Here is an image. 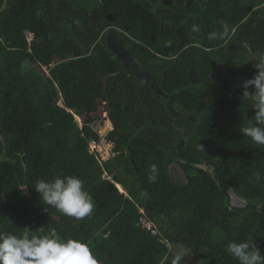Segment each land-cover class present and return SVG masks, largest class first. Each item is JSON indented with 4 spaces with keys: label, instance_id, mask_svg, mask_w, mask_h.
Returning a JSON list of instances; mask_svg holds the SVG:
<instances>
[{
    "label": "trees",
    "instance_id": "obj_1",
    "mask_svg": "<svg viewBox=\"0 0 264 264\" xmlns=\"http://www.w3.org/2000/svg\"><path fill=\"white\" fill-rule=\"evenodd\" d=\"M125 1L113 10L119 12L116 24L127 25L131 36L143 42L149 37L153 51L136 41L130 50L146 69H166L167 86L181 90L174 97L175 107L187 117L173 118L165 99L125 72L105 37L99 40L109 23L102 18L84 24V1L10 0L12 5L3 9L0 0V234L19 236L27 228L32 235H54L62 242L80 240L98 264H171L176 253L162 239L189 250L196 264H239L226 251L231 242L251 241L264 255V146L241 132L255 123L251 99L240 106L233 92L215 93L208 78L193 84L188 72L198 67L207 72L210 57L201 58L205 53L195 48L176 55L192 41L190 32L174 22L167 29L177 32L172 41L155 43L160 29L152 22L156 16L146 12V0ZM212 1L211 14L203 12L207 21L202 28L222 33L227 24L230 36L236 28L230 44L239 47L215 49L214 55L228 69L230 63L245 67L254 78V64L264 54V7L257 8L261 0H227L223 6ZM132 8L133 16L128 13ZM63 27L65 31L51 35ZM26 31L33 33V40H27ZM245 44L253 47L257 59ZM174 55L175 60L166 59ZM97 73L112 74L106 93ZM225 81L232 87L229 77ZM100 103L106 113L108 107L112 110L107 141L116 154L103 165L88 151L89 142L100 138L93 124L103 122L95 114L98 110L92 111ZM181 140L185 144L178 148ZM201 142L215 146V158L198 150ZM204 164L213 171L198 173L197 166ZM152 165L157 167L154 182L149 180ZM173 165L187 182L175 180ZM66 175L82 179L93 198V212L82 220L43 204L35 191L38 180ZM230 191L248 199V205L232 207ZM219 200L225 211L208 231ZM142 210L161 236L141 225ZM53 215L72 222L64 225Z\"/></svg>",
    "mask_w": 264,
    "mask_h": 264
},
{
    "label": "clouds",
    "instance_id": "obj_2",
    "mask_svg": "<svg viewBox=\"0 0 264 264\" xmlns=\"http://www.w3.org/2000/svg\"><path fill=\"white\" fill-rule=\"evenodd\" d=\"M193 31H198L197 26H193ZM229 36L228 25L223 24V32L219 34V38L224 39ZM101 37H103V33L100 38ZM214 38H217V33H210L209 39ZM254 67L258 71L254 78L243 83L242 87L244 91L240 99L242 101L251 99L255 111V116L253 118L255 123L248 127H242L241 132L244 136L251 138L255 144L264 146V127H262L264 126V54L259 57ZM250 87L254 88V91L251 93L248 91ZM76 119L80 126H82L80 123L81 119L79 117H76ZM106 120L110 123L109 130L112 131L113 124L111 120L107 118ZM110 131H107V135ZM97 132L100 137L99 140H101L102 136L99 131ZM107 135L105 137L106 141ZM91 142L92 141L89 142L88 151L96 158V155L90 152ZM111 144L113 148V143ZM97 161L101 165L107 162L101 163L98 159ZM197 168H201V165L197 166ZM150 171L152 174L149 176V180L154 182L157 179L156 165H152ZM106 176L107 174L104 175V177ZM256 178L259 179V175H257ZM108 179L111 180V178ZM113 183L121 193H126L119 183ZM34 188L35 191L40 194L43 204L56 209L65 216L74 217L76 220H82L93 212V198L84 190L83 180L75 175H66L63 178L55 177L50 181L41 179L35 183ZM24 190L28 193L27 188H24ZM231 193L235 194L233 199L230 197V205L232 207L245 208L248 205L249 202L242 203V201H240L246 198L241 197L234 191H230V194ZM141 195H146V193H142ZM235 198H238L241 205L234 204L233 200ZM45 211H47V209H45ZM157 236H161L160 232ZM162 242L166 243L169 249L172 250L171 243L164 239H162ZM226 251L233 258L237 259L239 264H264V255L261 254L256 244L251 241L241 243L231 242L227 245ZM183 259L184 253L180 251L173 255L171 264H181ZM0 264H98V261L90 250L89 245L83 241L68 239L66 242H62L55 238L54 235H32L31 231L25 228L23 234L19 236L11 233L0 234Z\"/></svg>",
    "mask_w": 264,
    "mask_h": 264
},
{
    "label": "flooded vegetation",
    "instance_id": "obj_3",
    "mask_svg": "<svg viewBox=\"0 0 264 264\" xmlns=\"http://www.w3.org/2000/svg\"><path fill=\"white\" fill-rule=\"evenodd\" d=\"M81 1L82 2L84 1V3H81V5L84 7L81 9L82 15L84 16V19H85L84 24H88V25L97 24L99 22V20L104 18V22L109 23V24L106 25V27L104 28L103 37L100 38V42H102L104 37H105V44H106V39H107L109 33L115 34L119 38V40H121L123 42L124 46L128 49L131 56L138 62V64L143 69L148 71L149 76L151 78H150L149 83L145 87L150 88L152 93L155 94L156 96H160L163 99H165L166 107H167V102H168L169 98L172 97L173 98V105L175 107L174 97H175V95L179 94V92H181V90H179L177 87H176L177 88L176 90H175V88L170 89L167 86L166 82L168 80V76L166 74V69H161L159 71L156 70L158 72H156L155 70L152 71L151 69H146L143 66V64L140 62V60L136 59L134 57V56H136L134 51L130 50L131 49L130 44L133 41H136L137 43H141L142 45H145V46L147 45L148 49L153 51V48L151 46L152 43H151V41H149V37H148L147 43L143 42V40H138L135 36H131V34H130L131 30L127 25L120 26V25L116 24L119 21V12H115L113 10L119 4L126 5L127 2L124 0L125 1V4H124V3H122V0H81ZM138 1H140V0H138ZM216 1L221 6H223V4H227V0H216ZM135 2L137 3V0ZM211 4H213L212 0H146V2H145L146 12L150 11V13H149L150 15L156 16V19H154L149 15L152 18V22L155 24V26L158 25L159 29H160V33L157 36L158 38H153V41L155 43H158L159 40L160 41L164 40L165 42H171L173 37L175 36V34L177 32L176 33L169 32V31H167V29L172 28L174 25V22H176L179 25H182L183 28L181 31L188 30L192 36V41H190L186 46L182 47L181 49L176 50V55L178 53L184 52V50H186V49L195 48L196 52H204L205 53V55H201V58L210 57L209 63L206 67L207 72H203V68H201V67H198L197 69H192L188 72L187 79H189L192 82L190 74H191V72H196V75H197L198 80H199V83H196V84H200L201 80L208 78V80H211V82H213V84H209V85L214 87L215 93L233 92L235 94V103H238L240 106H244V104H242L243 101L240 99V96H242L243 91L241 89H239L237 86L242 87L243 83L251 78V76H249V74L251 72L249 70H247L245 67H243L242 69H239V66H237V68H235L234 64H232V63H230V67L228 69L227 66L225 65L224 60L219 58V56L214 55L215 49L222 50L225 48L227 52H230V51H238L239 47L237 45L230 44V40H231L233 34L236 32V28L233 30L232 35L229 36L228 39L225 40L223 43L219 42V40H220L219 33H221V32L217 33V38L209 39V34L211 32L206 31L202 27L207 21L206 16H205V14H203V12L209 10L208 14L210 15L211 9H210L209 5H211ZM11 5L12 4H11L10 0H3V9H7ZM263 7H264V0H261V3L257 8L261 9ZM133 12H134V8L130 9V11L128 13H130L131 16H133ZM88 14H92V17H88L87 16ZM158 16H159V18H158ZM162 17H163V19H162ZM169 22H171V23H169ZM193 26H197L198 31H193ZM217 42H219V43H217ZM245 45L247 48L246 49L247 52L249 54H251V57L253 58V60H254V58L257 59L258 56L255 54V50L253 49V47L249 44H245ZM200 49H202L203 51H201ZM154 52H155L157 58L158 57L160 58V56L163 57V55L160 52H157V51H154ZM176 57L177 56H175V55L172 57L166 56V59L175 60ZM213 64H215L216 66H219V69H220V74L218 75V78H219L218 80H214L211 78V74L214 70ZM123 68H124V66H123ZM124 70H125V68H124ZM217 73H218V71H216V73H215L216 77H217ZM228 77L230 78V82H231L232 87H230L229 83H226V81H225ZM234 79H235V83H234ZM154 83L156 84V86L158 88H160L166 94L167 97H164L161 94L159 95V94L155 93V91L151 87L152 84H154ZM193 84H195V83H193ZM232 88H234L236 91H233ZM248 91L251 93L254 91V88L250 87L248 89ZM236 95L238 96V98L236 97ZM244 102H246V101H244ZM252 108L253 107L250 106V109H252ZM175 109L179 113L183 114V116L180 118L187 117V115L185 113L181 112V110L178 107H175ZM250 112H251V110H250ZM252 113H254V112H252ZM171 116L173 118H175L172 114H171ZM229 116H231V115H229ZM239 117H240V114L237 117V119ZM180 118H175V119H180ZM189 119L192 121L195 120V119H192L191 117H189ZM238 122L240 123L241 119H239ZM174 125H176V124L174 123ZM182 141L185 144V141L181 140L178 148L181 146ZM213 142L215 143L216 141H213ZM219 142L221 144H223V140H220ZM214 147L215 146L213 144L210 147L205 142H201L197 148L200 151L207 150L209 153L210 159H213L216 157V154H215L216 151H215ZM204 165H206V164H204ZM207 167L209 168L212 166L207 165Z\"/></svg>",
    "mask_w": 264,
    "mask_h": 264
},
{
    "label": "water",
    "instance_id": "obj_4",
    "mask_svg": "<svg viewBox=\"0 0 264 264\" xmlns=\"http://www.w3.org/2000/svg\"><path fill=\"white\" fill-rule=\"evenodd\" d=\"M88 17H92V14H88ZM65 27H63L62 29L56 30L53 33H51V35H53L56 32L59 31H65ZM77 44L83 49V51L85 53H87V50L85 49V47L83 46V44L81 42H77ZM106 46L107 48L111 51V53L118 58L121 63L123 64L124 68H125V72L128 75L134 76L138 83L142 86L145 87L149 81H150V76L148 71H146L145 69H143L138 62L131 56L130 52L128 51V49L124 46L123 42L121 40H119V38L113 34V33H109L107 39H106ZM214 70L211 74V78L214 80H218V75L220 74V69L219 66H216L215 64H213ZM216 71H218L217 73V77H216ZM120 73V70L118 71V74ZM114 74V73H113ZM112 74H109L107 76H102L100 74H97L98 76V80L102 83V88L104 90V92L106 93V85H107V80L109 79V77ZM191 80L193 83H199L198 77L196 75V72H191L190 74ZM234 83H235V79H234ZM153 88V90L155 91V93L157 94H161L164 97H167L166 94L156 86V84H152L151 86ZM239 89H241L242 91H244L243 87H239L237 86ZM167 108L169 110V112L175 117V118H180L183 116V114L179 113L174 105H173V98L170 97L168 102H167ZM111 108L108 107V112H107V116L106 118L111 120ZM181 145H184V142H181ZM197 172L200 174H205L207 171L202 169V168H197ZM240 201H242V203H248L249 201L247 199H241ZM255 207V206H253ZM225 211V206H224V202L222 200H219L217 203V206L215 207L213 213H214V218L211 222V224L208 227V231L213 228L214 226L217 225V221L219 218L222 217L223 213ZM53 218L55 220H57L58 222L67 225L69 222H72V220H68V221H63V219L60 216L57 215H53ZM207 231V233H208Z\"/></svg>",
    "mask_w": 264,
    "mask_h": 264
},
{
    "label": "rangeland",
    "instance_id": "obj_5",
    "mask_svg": "<svg viewBox=\"0 0 264 264\" xmlns=\"http://www.w3.org/2000/svg\"><path fill=\"white\" fill-rule=\"evenodd\" d=\"M44 69L47 70L46 67H44ZM45 72V70H44ZM47 72V71H46ZM45 72V73H46ZM47 75V74H46ZM59 103H62V102H59ZM98 110V111H97ZM93 112H96L95 114L97 116H99L98 118H100V120L103 122L102 124L100 123V121H97L95 124H93V128L97 131H99L100 135H103L104 133H107V131H110L109 130V125L110 123L108 122V120H106V115L107 113L105 112L104 110V107H103V104H97L96 108L94 110H92ZM80 123L82 125V121L80 120ZM201 168L206 170V171H209V172H212L213 171V168L212 167H207V165H201ZM171 174L172 176L175 178V180H179V181H184V182H187V179H186V176L185 174L179 169V167L177 165H173L171 167ZM27 193V191H25ZM28 194V193H27ZM230 197L233 199L235 197V194L234 193H231L230 194ZM234 204H238V199L235 198L233 200ZM172 250L175 252V253H178L180 251H183L184 253V259L182 260L185 264H196L194 262V259L192 258V256L190 255V252L189 250H187L186 248L180 246V245H172Z\"/></svg>",
    "mask_w": 264,
    "mask_h": 264
},
{
    "label": "built area",
    "instance_id": "obj_6",
    "mask_svg": "<svg viewBox=\"0 0 264 264\" xmlns=\"http://www.w3.org/2000/svg\"><path fill=\"white\" fill-rule=\"evenodd\" d=\"M107 133L101 135V140L99 141H92L90 143V152L96 155V158L102 163L110 158L114 157L115 154L112 151V144L108 143L105 140ZM142 217L140 218V223L145 229L149 230L153 236L159 235V231L155 228L149 220L145 217L144 211H141Z\"/></svg>",
    "mask_w": 264,
    "mask_h": 264
},
{
    "label": "bare ground",
    "instance_id": "obj_7",
    "mask_svg": "<svg viewBox=\"0 0 264 264\" xmlns=\"http://www.w3.org/2000/svg\"><path fill=\"white\" fill-rule=\"evenodd\" d=\"M25 35H26V38H27L28 41L33 40V33L26 31V32H25ZM237 199H238V198H237ZM238 201H239V200H238ZM236 205H241V202L239 201L238 204H236Z\"/></svg>",
    "mask_w": 264,
    "mask_h": 264
}]
</instances>
